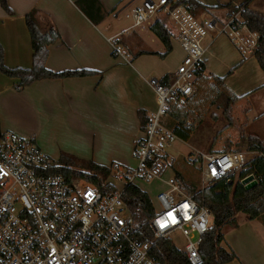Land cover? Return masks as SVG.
<instances>
[{"label":"built area","instance_id":"built-area-1","mask_svg":"<svg viewBox=\"0 0 264 264\" xmlns=\"http://www.w3.org/2000/svg\"><path fill=\"white\" fill-rule=\"evenodd\" d=\"M244 10L239 7L232 16L220 18L194 13L186 5L172 6L169 0H143L127 14L131 29L161 21L184 57L168 83H152L157 109L131 151L136 165L116 167L104 180L115 191L104 192L83 179L68 181L52 171L57 159L46 154L34 138L1 132L0 264H162L154 251L163 239L183 251L191 264L203 263L201 245L214 225V215L199 194L238 173L258 153L191 151L183 161L201 167V188L191 192L171 168L177 161L171 148L179 137L164 124V118L172 106L188 104L216 37L227 34L242 52L254 51L258 34L244 22ZM111 41L118 51L116 41ZM138 180L166 185L157 195V204L152 201L154 235L146 241L133 235L123 196L127 186ZM175 235L183 239L182 247L176 245Z\"/></svg>","mask_w":264,"mask_h":264},{"label":"crops","instance_id":"crops-1","mask_svg":"<svg viewBox=\"0 0 264 264\" xmlns=\"http://www.w3.org/2000/svg\"><path fill=\"white\" fill-rule=\"evenodd\" d=\"M77 1L8 0L13 14L7 13L0 4V43L7 66L32 67L33 48L25 15L37 8L51 17L61 34V38L49 46L47 67L53 71L78 68L97 71L84 76L43 78L22 90L15 88L18 79L0 72L1 131L31 136L46 154L53 151L49 145L52 142L58 158L61 152H66L109 167L114 163L125 165L136 140L143 136L139 111L143 110L149 118L157 109L152 83L159 82L165 75H173L183 60L184 51L171 39L173 50L165 57L148 53L165 50L150 29L151 24L135 29H131V25L122 30L113 27L110 18L117 20L121 12L128 9L131 12L142 1L101 0L108 11H114L98 25L78 7ZM111 40H119L115 55ZM212 43L204 57L206 69L196 80L189 103L197 94L200 78L208 76L213 80L217 75L211 70L215 55ZM140 51L144 53L139 54ZM177 52L179 57L172 61ZM243 58L246 61L247 57ZM246 64L247 61L235 72L241 70L244 71L241 75H245ZM255 66L259 80L252 84L254 77L247 74L241 90L234 87L236 96H245L232 106L246 102L241 114L243 121H238L240 131L231 133V126L224 130L221 138L237 142L243 133L264 141V71L260 65L261 71H257ZM236 73H231L230 77ZM227 82L231 85L229 80ZM164 124L167 125V116ZM242 213L236 215L235 225L222 226L221 245L237 255L226 264H264V222L261 218L249 219L245 213L240 218Z\"/></svg>","mask_w":264,"mask_h":264},{"label":"trees","instance_id":"trees-1","mask_svg":"<svg viewBox=\"0 0 264 264\" xmlns=\"http://www.w3.org/2000/svg\"><path fill=\"white\" fill-rule=\"evenodd\" d=\"M237 1L239 3L234 4ZM169 3L172 6L179 4L186 5L194 13H210L211 8H226L228 9L226 17H230L236 13L239 7H245L242 13L244 22L251 31L258 34V44L252 54L264 71V13L252 9L250 7L251 0H230L228 3H217L212 6L201 0H169ZM0 4L7 13L13 14V9L9 5L8 0H0ZM76 4L96 25L100 24L114 11V9L108 11L101 0H78ZM25 21L30 32L33 48L32 67L7 66L4 48L0 43V72L18 79L15 86L17 90H22L26 86L43 78H66L90 75L97 72L96 70L87 68L67 69L63 71L49 69L46 65L49 56V46L61 38L60 31L51 17L37 8L26 13ZM150 29L162 42L165 50L164 52L152 51L148 53L165 57L173 50L172 40L166 26L157 20L150 25ZM118 42L119 40H116V43ZM142 53L144 51L139 52V54ZM112 54L115 55L116 50H113ZM205 69V64H203L200 71H205ZM230 73L231 71L227 75ZM227 75L213 77L216 93L212 103L219 104L218 107L220 108L223 107V115L228 118L225 129L233 125L231 115L229 114L232 105L245 96H236L228 91L226 93L224 92V88L219 87L221 85L222 87L224 86V80ZM171 76L169 74L165 75L159 82L166 84L170 81ZM200 80H203V78L201 77ZM220 98L226 100L225 104L219 103L223 101L219 100ZM189 104L188 101L186 107L172 106L167 113V125L174 128L177 136L183 140H189L195 129V123L202 117V114H198ZM139 117L141 128L145 130L149 118L143 110L139 111ZM1 132L0 127V137ZM240 138L247 145V150L257 151L259 154L250 158L236 175L231 174L216 181L199 194V198L202 197L204 199V203L214 215V225L205 235L201 245V254L204 260L202 264H226L237 257L233 250H227L221 243L224 240L222 226L225 224L235 225L236 215L239 212L245 213L249 219L261 218L264 222V141L258 136L251 134L242 133ZM116 167H118L116 163L109 167L92 160L79 158L70 153L61 152L52 171L64 175L70 182L76 179H83L100 190L108 192L115 191L116 188L113 185H105L104 180ZM176 174L183 187L188 188L191 192L195 191V187L187 184L180 172L176 171ZM250 174L255 175L258 184L251 189H246L240 180ZM236 178H238L237 181ZM123 196L130 210L129 224L133 235L142 241L152 239L154 234L150 220L155 214V208L147 192L136 184H130L127 186ZM154 252L162 264H191L185 253L177 249L168 239L161 240Z\"/></svg>","mask_w":264,"mask_h":264},{"label":"rangeland","instance_id":"rangeland-1","mask_svg":"<svg viewBox=\"0 0 264 264\" xmlns=\"http://www.w3.org/2000/svg\"><path fill=\"white\" fill-rule=\"evenodd\" d=\"M140 2L143 0H139ZM209 5H215L217 3H228L230 0H201ZM239 3V1L234 2V4ZM250 7L254 10L260 11L264 13V0H251ZM228 9L226 8H211L210 13L220 18H225L227 16ZM127 13H130V10L123 11L120 13L117 20H114L113 17L110 18V22L113 27L118 28L120 30L127 28L132 24L131 19L127 16ZM210 40V37L207 38L206 43ZM212 52L215 55L212 56V64L211 70L216 73L217 77H223L228 74L229 71L231 73H236L235 70L240 69V67L247 61L246 67H248V72L245 75H241V70H239L233 78L227 75L224 80V86H219L220 88H224L226 93L230 92L234 95H237L234 87L238 88L237 90H241L244 86V79L247 74L253 75L254 81L252 84L256 83L259 80L257 73L254 71V66L257 71L260 67L257 64V59L250 52H242L231 40L229 35L224 34L219 36L213 43L211 47ZM244 57H247L246 61ZM179 57V52L175 53V56L171 59L172 61L176 60ZM236 62V63H232ZM254 66H252V64ZM230 64H233L230 66ZM230 66V67H229ZM258 67V68H256ZM227 80H229L228 84ZM222 90V89H220ZM216 85L213 83L212 77L205 76V79L200 80L198 82V90L194 100L189 104V106L196 110L198 114H202V117L195 123V129L188 141H183L177 139L171 148V152L174 156L177 157V161L172 165L173 171L180 172L186 183L192 185L197 188H201V167L199 163L196 165H188L183 161V158L191 151H194L193 148H197L203 151H228V150H238V151H247V145L244 141L239 138L237 142L230 140L229 138H221L222 133L224 132L226 125L228 123V118L224 116L222 113L224 112L223 107H218L219 104H212L213 98L215 96ZM228 91V92H227ZM219 100H223L219 103L225 104L226 100L224 98H220ZM241 100V99H240ZM245 101L240 104L232 106L229 111V114L232 118V130L231 133L239 130V122H242L241 114L244 112L246 106ZM215 115V116H213ZM227 130V129H226ZM240 131V130H239ZM50 150L48 155L57 159L58 153L55 150L56 145L54 143L49 144ZM125 165L117 164L118 167L122 170L128 166H135L136 161L134 158L129 156V159ZM236 175V173H235ZM238 178H236L237 181ZM136 185L140 187L142 190L147 192L150 199L153 203L157 204V195L159 192L163 191L166 187L165 183L161 181H143L138 180ZM244 214L242 213L240 218H243ZM247 216V215H246ZM248 217V216H247ZM175 243L178 247H182L184 241L179 235L174 236Z\"/></svg>","mask_w":264,"mask_h":264},{"label":"water","instance_id":"water-1","mask_svg":"<svg viewBox=\"0 0 264 264\" xmlns=\"http://www.w3.org/2000/svg\"><path fill=\"white\" fill-rule=\"evenodd\" d=\"M242 184L246 189H251L258 184V181L253 174H250L242 180Z\"/></svg>","mask_w":264,"mask_h":264},{"label":"bare ground","instance_id":"bare-ground-1","mask_svg":"<svg viewBox=\"0 0 264 264\" xmlns=\"http://www.w3.org/2000/svg\"><path fill=\"white\" fill-rule=\"evenodd\" d=\"M244 185V184H243Z\"/></svg>","mask_w":264,"mask_h":264}]
</instances>
